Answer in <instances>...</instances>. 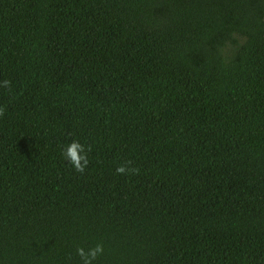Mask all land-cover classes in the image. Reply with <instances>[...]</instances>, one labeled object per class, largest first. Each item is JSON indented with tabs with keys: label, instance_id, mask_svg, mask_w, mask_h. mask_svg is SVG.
<instances>
[{
	"label": "trees",
	"instance_id": "1",
	"mask_svg": "<svg viewBox=\"0 0 264 264\" xmlns=\"http://www.w3.org/2000/svg\"><path fill=\"white\" fill-rule=\"evenodd\" d=\"M4 80L0 264H264V0H0Z\"/></svg>",
	"mask_w": 264,
	"mask_h": 264
},
{
	"label": "clouds",
	"instance_id": "2",
	"mask_svg": "<svg viewBox=\"0 0 264 264\" xmlns=\"http://www.w3.org/2000/svg\"><path fill=\"white\" fill-rule=\"evenodd\" d=\"M3 87L11 88V82L9 80H4L2 82ZM5 107L0 106V117L5 114ZM91 152L90 145H84L78 140H72L68 145L65 146L62 154L65 160L70 164L76 172L83 173L89 164L88 154ZM131 162L126 161L124 164L118 165L116 172L118 174H138L139 170L136 168L128 167ZM104 252V246L102 243H97L95 246L89 247L85 250L84 247H78L76 249L77 255L81 258L83 264H93L98 256L102 255Z\"/></svg>",
	"mask_w": 264,
	"mask_h": 264
}]
</instances>
